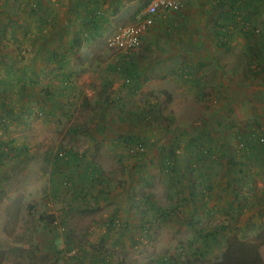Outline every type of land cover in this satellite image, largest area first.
Instances as JSON below:
<instances>
[{
  "label": "rangeland",
  "instance_id": "1",
  "mask_svg": "<svg viewBox=\"0 0 264 264\" xmlns=\"http://www.w3.org/2000/svg\"><path fill=\"white\" fill-rule=\"evenodd\" d=\"M239 1L242 8L257 1L264 9V0ZM90 12L71 0L0 4V264H55L52 254L64 256L69 250L65 237L84 242L86 235L103 236L102 228L106 235L111 232L105 224H94V217L91 227L70 229L56 212L70 205L48 196L49 177L61 168L53 159L73 147L85 165L97 170L94 183L109 196L103 207H119L117 211L128 214L134 209L144 219L142 224L150 226L149 239L127 237L121 250L106 245L116 264H145L148 256L168 255L179 258V264H212L223 259L235 238L252 244L264 259V145L250 135L245 136L247 146L240 141V132L249 128L264 133V91L258 93L264 90V38L248 39L243 34L246 26L263 30L264 21L243 17L222 21L229 32L222 38L215 64L187 75L194 80L200 73L199 80H220L222 85L195 84L187 93L184 85L174 82L168 88L151 87L149 80H133L132 84L140 82L135 90L127 87L132 84L125 86L115 69L116 53L106 40L131 22L100 19L98 31L85 37L82 29H88ZM54 13L61 15L54 18ZM74 38L78 43H69ZM253 52L259 55L251 63ZM63 56L66 62L59 63ZM51 80L55 82L50 85ZM58 80L80 84L73 97L68 91L72 101H65V112L58 110L59 117L47 118L41 111L49 96L45 92L51 89L57 94L62 88ZM246 82L252 86L239 90L238 83ZM113 83L118 84L116 89L111 88ZM88 89L95 91V97L87 96ZM4 119L9 121L6 128L1 125ZM200 133L206 134L214 151L221 149L218 161L208 156L202 163L192 159L197 150L187 144ZM127 140L142 142L145 150L128 151ZM171 159L178 179L163 167ZM242 160L248 174L225 173L228 165L233 168L230 162ZM57 162L58 168L51 169ZM202 165L211 176L205 182L208 187L192 192L189 169H198L191 175L196 180ZM237 178L249 183L238 185ZM152 205L169 215L160 217ZM51 214L61 226L48 224L49 229L41 232ZM76 214L71 224L81 223ZM129 224L113 227L110 234H125ZM214 230L216 239L205 238V246L203 236ZM43 237L52 240L49 249L39 246Z\"/></svg>",
  "mask_w": 264,
  "mask_h": 264
},
{
  "label": "crops",
  "instance_id": "2",
  "mask_svg": "<svg viewBox=\"0 0 264 264\" xmlns=\"http://www.w3.org/2000/svg\"><path fill=\"white\" fill-rule=\"evenodd\" d=\"M7 1L10 0H0V4ZM45 2L48 4L49 0H45ZM71 2H76L79 7H84L88 11L91 8L92 10H99L102 14L100 18L102 20L129 23L134 12L144 6L148 0H71ZM180 2L182 4L180 9L160 11L156 14L154 23L143 36L139 55L127 66L125 75L130 78L131 82L133 80H149L151 87L163 85L167 86V88L169 83L174 82L179 87L184 85L187 93L195 89V84L202 86L210 84L219 87V84L220 86L222 85L220 80H206V78L205 80H199L201 77L200 73L194 75V80H189L187 75L190 78L195 70L211 68L215 64L214 60L220 54L218 50H220V44L223 42L220 39L222 35L220 30L221 22H236V18L242 17L254 23L259 20L264 21V9L261 10L260 2L257 1H250L249 4L247 2L244 3V8L241 7V1L239 0H180ZM54 15V18H56L61 14L54 13ZM213 23L216 26H213ZM206 40L207 44H205ZM65 58L66 56H63L59 63L66 62ZM235 77L234 80L237 79V76ZM47 82L51 85L55 81ZM58 82L59 84L57 85L62 88L59 89L57 94H54L51 89L45 92L46 94L49 93V96L45 98V104L41 111L47 118L59 117L60 114L65 112V101L72 99L68 91H74L75 85L80 84L76 80H58ZM139 84L140 82H136L132 84L133 87L127 86L128 84L124 85L135 90ZM238 84L242 86L239 89L243 91L245 87L252 86L250 82ZM117 85V83H113L111 88L116 89ZM167 90L170 92L169 89ZM87 91L89 98L95 97L94 90L90 91L88 89ZM218 93L222 94L223 91L221 90ZM258 93L261 94L262 92ZM73 94L75 95V93L72 92V97ZM55 101L58 103L56 106L52 103ZM253 101H256L255 98ZM58 110H60V114ZM4 122L5 125H2V123L1 125L3 127L8 126L9 121L4 119ZM66 151L64 158L55 157L53 159L55 162L59 161L61 168L59 171L56 169V174H52L49 177L48 186L46 187L51 200L66 202L71 207L70 209L67 206L60 209L57 208V215L66 220L70 229L91 227L92 222L90 219L92 217H94V224H105V227L112 228L111 232L115 230L113 227L118 228L126 223H130L129 225L131 226L125 234L121 235H112L110 234L111 232L106 235L104 234L105 230L102 228L103 236L97 238L96 236L89 237L84 235V242H76L77 239L75 237L67 236L64 239L67 240L68 247H73L77 251L71 257H67L66 254L64 256L52 254L56 259L55 264H116V258L106 250V245H110L116 250H119V248L120 250L123 249L127 237L131 238V240L134 237L139 238L140 231H132L131 228L135 225L137 227L141 226L144 219L137 216L134 209H132L133 212L131 211L128 214L127 211H117L119 207H115L113 210L110 207H103V204L106 205V200L109 196H107L108 194L103 188H101L102 191H99V183H94V177L98 175L95 167H91L90 163L85 165V162L80 158L79 152L74 147ZM53 167L58 168V162L53 164L51 169ZM1 168L0 171H2ZM96 184H98V188ZM70 186H72L71 190H69ZM46 203L49 204L48 202ZM85 203L92 204L95 207L87 206ZM44 206L47 205H43V209ZM85 211L88 212V215L83 214ZM77 212L81 215L80 220L82 221L79 224H71ZM51 215L54 216V214ZM86 218L89 220H86ZM48 224L47 222L43 224L45 226L41 225V232L49 229ZM129 231L130 235H126ZM38 241L41 248L49 249V244L52 240H48V237H43ZM103 244H105V247L102 246ZM148 257L145 264H166L158 261L163 256L156 259Z\"/></svg>",
  "mask_w": 264,
  "mask_h": 264
},
{
  "label": "trees",
  "instance_id": "3",
  "mask_svg": "<svg viewBox=\"0 0 264 264\" xmlns=\"http://www.w3.org/2000/svg\"><path fill=\"white\" fill-rule=\"evenodd\" d=\"M90 10H91V12H90L91 14H89L87 19H86L89 30L88 29H82V30H85L84 31L85 37H88L89 33H92L94 31L95 32L98 31L99 20L102 17V14H101V12L99 10H92V8ZM43 21H45V20H43ZM220 27H222V26L220 25ZM246 28H247V30L243 29V34H245L248 39H256L257 38V40H258L259 38H261V37H259V35L254 34V29L257 28L256 26H254V27H246ZM220 30H221V34H222L220 36V39L222 40V38L225 36V32H229V31H227L224 27H222ZM69 43H73L74 44V43H78V41H76V39L74 38L73 41H71ZM258 55H259L258 52H253V54L251 55V57H252L251 58V63H252V59H256L258 57ZM115 69H116V71L118 73H120L122 75L123 79L125 78L123 80V82L125 84H128V85L132 84L131 80L125 75L127 67L125 69H122V70H117V68L115 66ZM127 79H129L128 82L126 81ZM263 91L264 90H261L260 92H263ZM1 123H2V125H5L4 121H2ZM195 135H194V137L191 140H189V142L187 144L188 147L196 148V150H197L195 156H193L192 159L195 160V158H197V160H201V162H199V163H202L203 156H208V158H210L212 162L215 161V160L218 161L217 157L219 156V152H221V149H218L217 152L214 151L213 148L207 144L208 140L205 137L206 134L200 133L197 136H195ZM249 135L251 137L255 136L257 142L260 145H264V141H263V143L259 142V138L260 137L264 138V133H260L259 131L255 130L254 128H249L246 132H243V131L240 132V141H241V143L243 145L245 144V146H247L246 145V141H245V136H249ZM124 144L126 145L128 151H133L134 149H136L138 147V145L143 146L142 152L145 150L144 144L142 142H139V141L134 142V141H131V140H127ZM245 148H247V147H245ZM136 153H138V152H136ZM139 153H141V152H139ZM224 154L225 153L222 152V155H224ZM58 155H59V153H58ZM172 159L168 160L169 162L168 161L165 162L163 167L168 169L170 174L174 173L173 177L175 179H178V175L175 172L176 169L174 167V163H173ZM2 160H3V156L0 155V163H1ZM230 164L233 166V168L230 165H228L227 171L225 172L228 175H229V172L232 171L234 173L235 170L237 172L242 173L243 176L249 173L248 168H245L248 165L245 164L244 160H242L240 164H239V162H236V161L235 162H230ZM229 166H230V168H229ZM205 169H207V166H206V168H204V165H202V168L200 169L198 175L195 176L196 180H192L193 178H191V175H192V172H194L195 170H198V169L197 168H194V169L190 168L189 169L190 176H188V175H186V176H188L187 180H188V182L190 184V188H191L192 192L195 189H197L199 191L200 189L203 190L204 188L208 187L207 185H205V182L209 181L211 176L208 175V173L205 171ZM96 171H94V172H96ZM235 181L237 182L238 185H241V184L247 185L249 183V179L247 181H244L241 178H237V180H235ZM236 195H238L237 197H239V192H236ZM240 196L242 198H244V199H248L249 198V196H247V195L245 196V194H243V193H241ZM151 209L153 211L154 210L157 211L158 214L161 213L162 215H160V217L161 216L164 217V216H168L169 215L168 211L167 212H163V211L160 210V208H158V207H156L154 205L151 206ZM56 219L57 218H55V216L50 215V216H48L47 220H48V223L51 224V226H55L54 225V221ZM146 224H148V223H146ZM139 227L141 228L140 229L141 235L139 237L140 240L149 239V236H148L149 233L148 232H149V227L150 226H146V225L142 224L141 226L139 225ZM217 234H218V231L214 230V231H211L208 234H206V236H203L204 245L205 246L207 245L205 243V238H207V239L208 238L216 239L215 237L217 236ZM71 248H73V247H69L68 249H71ZM178 260H179V258H177L176 256H173V255L169 256L168 255L166 257L163 256V257L159 258L158 261L161 262V263H166V264H179ZM155 262H157V260H155ZM212 264H264V259L262 258V256L259 253L258 249L256 247H254L252 244H250L248 242H245L241 238H235V239H233L232 242H229V245H228V248H227V252L225 253L223 259L220 260L219 262L212 263Z\"/></svg>",
  "mask_w": 264,
  "mask_h": 264
},
{
  "label": "built area",
  "instance_id": "4",
  "mask_svg": "<svg viewBox=\"0 0 264 264\" xmlns=\"http://www.w3.org/2000/svg\"><path fill=\"white\" fill-rule=\"evenodd\" d=\"M181 6L182 4L180 0H148L144 6L134 12L130 24L119 26L117 29H115V31L107 38L106 43L107 47L116 53L114 65L116 66L117 70L125 69L129 63H132L133 59L139 55V51L143 42V36L154 23L156 14L165 10H178L181 8ZM246 27L244 30H247ZM254 34L264 38V28L263 30L260 28H255ZM129 79L126 81L128 82ZM263 141L264 138L260 137L259 142L263 143ZM142 150L143 146L138 145V147L131 152H142ZM63 155L64 153L61 152L60 156ZM1 163H3V160ZM58 222V220L54 221V227L57 229L61 226L60 224L57 225ZM75 253V248H71L65 254L67 257H71L74 256Z\"/></svg>",
  "mask_w": 264,
  "mask_h": 264
},
{
  "label": "clouds",
  "instance_id": "5",
  "mask_svg": "<svg viewBox=\"0 0 264 264\" xmlns=\"http://www.w3.org/2000/svg\"><path fill=\"white\" fill-rule=\"evenodd\" d=\"M61 152H63L64 153V155L63 156H60V153ZM61 152H59V157H62V158H64L65 157V151H61Z\"/></svg>",
  "mask_w": 264,
  "mask_h": 264
}]
</instances>
